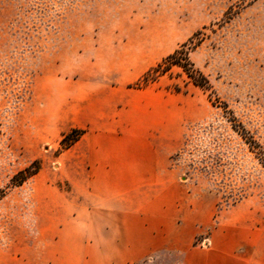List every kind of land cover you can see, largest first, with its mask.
Masks as SVG:
<instances>
[{
	"label": "rangeland",
	"instance_id": "1",
	"mask_svg": "<svg viewBox=\"0 0 264 264\" xmlns=\"http://www.w3.org/2000/svg\"><path fill=\"white\" fill-rule=\"evenodd\" d=\"M182 43L210 89L176 64L135 86ZM91 93L143 98L141 119L177 149L189 191L217 198L218 219L194 244L208 245L218 223L264 264V0H0L1 248L66 264L46 226L76 222L77 184L61 161Z\"/></svg>",
	"mask_w": 264,
	"mask_h": 264
},
{
	"label": "crops",
	"instance_id": "2",
	"mask_svg": "<svg viewBox=\"0 0 264 264\" xmlns=\"http://www.w3.org/2000/svg\"><path fill=\"white\" fill-rule=\"evenodd\" d=\"M100 98L91 93L79 104L74 126L84 132L61 161L67 182L77 184L76 222L46 226L48 243L66 244L63 262L261 264L225 239L218 223L208 245L194 244L218 219L217 198L189 191L181 165L172 160L177 149L159 143L157 128L141 119L143 98ZM0 264L39 262L0 247Z\"/></svg>",
	"mask_w": 264,
	"mask_h": 264
},
{
	"label": "trees",
	"instance_id": "3",
	"mask_svg": "<svg viewBox=\"0 0 264 264\" xmlns=\"http://www.w3.org/2000/svg\"><path fill=\"white\" fill-rule=\"evenodd\" d=\"M189 42H192V37L188 39ZM171 64H176L182 67L186 75L190 78V80L197 86L203 87L205 89H210L211 85L206 76L195 69L192 63L188 59V45L186 43H182L179 48L175 49V51L166 58H164L161 62H159L156 66H152L148 68L136 81L135 86L141 87L147 85L150 82L155 81L160 75H162ZM217 98V97H216ZM218 101V100H217ZM232 128L239 133L247 143H249L250 148L258 149L256 141L251 137L245 128L241 125V123L237 122L234 116H231L230 119ZM71 132H75L73 137L69 138L70 142H74L77 140L82 134L83 130L81 129H73ZM67 135L61 139L60 143L64 146H68L69 144L64 143V139ZM262 165L264 166V157H261ZM38 166L34 165L32 167H28L26 169L24 176H30L37 171Z\"/></svg>",
	"mask_w": 264,
	"mask_h": 264
}]
</instances>
